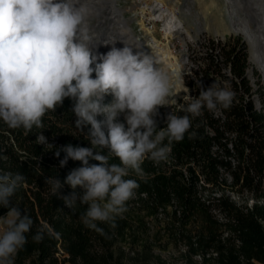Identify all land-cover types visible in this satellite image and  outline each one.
Listing matches in <instances>:
<instances>
[{"label": "clouds", "instance_id": "obj_1", "mask_svg": "<svg viewBox=\"0 0 264 264\" xmlns=\"http://www.w3.org/2000/svg\"><path fill=\"white\" fill-rule=\"evenodd\" d=\"M77 2L0 0V120L10 128L30 132L34 126L43 128L42 117L62 106L66 98L73 102L75 127L87 128L90 147L64 146L60 167L69 159L80 161L81 166L63 182L56 177L45 182L65 207L73 209L77 201L86 204L83 224L102 233L96 222L111 221L114 227L115 218L127 211L126 204L138 188L135 180L125 177L130 172L142 175L146 159L157 164L167 161L172 143L183 140L191 128L190 116H200L205 108H229L235 93L213 84L196 98L186 95L187 105H179V111L190 116L169 112L166 127L159 128V109L176 104L173 79L157 67L152 55L134 52L127 43L118 48L115 41H106L112 44L110 50L94 54L89 13ZM107 95L113 100L105 104ZM121 114L125 122L119 121ZM195 135L190 133V138ZM36 141L53 147L43 134ZM55 155L59 157L60 151ZM113 157L120 163H110ZM25 180L19 173L0 172V206L7 209L0 216V264H14L33 225L28 215L10 206V198ZM65 184L73 191L61 196ZM77 188L82 192L78 194ZM46 228L37 230L35 242L43 240Z\"/></svg>", "mask_w": 264, "mask_h": 264}, {"label": "trees", "instance_id": "obj_2", "mask_svg": "<svg viewBox=\"0 0 264 264\" xmlns=\"http://www.w3.org/2000/svg\"><path fill=\"white\" fill-rule=\"evenodd\" d=\"M248 56L245 42L218 46L212 43L206 53L196 59L202 60L205 67L203 76L194 83L197 90L193 98L198 97L201 90L219 84L235 93L232 105L227 109L218 106L219 116L205 108L197 117L179 111L177 105L172 106L171 113L189 115L192 126L183 140L172 143L171 164L165 161L157 164L146 159L141 166L142 175L130 172L125 177L135 180L138 184L135 192L148 193L151 202L165 204L175 196L184 209L183 217L179 219L182 224L190 218L192 208L199 205L208 219L206 244L209 248H217L220 264H264V204L260 203L264 199V84L262 75L256 71L257 91L262 102L261 109H258L247 76ZM224 67L229 71L224 72ZM178 103L187 105L183 100ZM72 104L66 98L62 106L42 117L43 128L34 126L30 132L22 127L10 128L0 120V172L19 173L26 178L24 186L10 198V206L19 199L14 207L33 221L30 232L25 234L27 242L18 250L14 264L27 261L32 264H125L113 250L120 220L125 217H116L114 227L111 221H97L102 233L90 229L81 220L88 206L77 201L73 209L76 213L68 211L61 198L51 195L50 186L45 182L49 177L63 182L71 170L81 166L80 161L69 159L67 165L60 167V160L65 156L64 146L90 147L87 128L81 131L75 127ZM169 112L166 106L159 109L156 117L159 128L166 127ZM97 118L103 119L102 116ZM192 132L196 133L194 138H190ZM38 134H43L53 147L38 144ZM58 150L59 157L55 155ZM110 163L119 164L120 161L113 157ZM182 168L188 171L189 180L185 179ZM226 174L231 177V183H228ZM200 175L213 188L235 190L238 187L257 200L252 207L244 203L237 205L226 195L212 202L213 207L220 208L228 216L227 228L238 232L245 263L237 255L234 237L222 239L223 228L213 219L211 205L201 202L198 196ZM72 191L65 184L60 195L66 196ZM76 192L81 193L79 188ZM143 201L149 203L147 199ZM128 204L129 201L126 207ZM153 208L149 209L151 214ZM6 212L7 209L0 206V216ZM43 225H47L44 238L35 242L33 236Z\"/></svg>", "mask_w": 264, "mask_h": 264}, {"label": "rangeland", "instance_id": "obj_3", "mask_svg": "<svg viewBox=\"0 0 264 264\" xmlns=\"http://www.w3.org/2000/svg\"><path fill=\"white\" fill-rule=\"evenodd\" d=\"M154 1L162 3L165 9L168 8L171 12L176 13L183 21L181 30L169 39L164 38L161 31L163 26L160 23H155L153 28L152 25L146 24L148 21L147 17L150 16L148 13L149 8ZM213 1L214 4L212 3ZM88 2L87 0H80L77 2V6H80V3L90 5L85 7L89 13L90 35L92 36L93 44L96 42L101 43L107 37H111L115 40L116 47L122 48L127 43L133 48L134 52L139 51L136 44L128 39L126 33L120 28V23L114 16L116 13H114L113 9L116 5L121 10L128 25L133 29L134 35L142 41L152 42L149 34L150 31L146 27L153 30V36L161 43V47L169 55L178 59L181 64L180 79L178 78V83L175 84V95L177 89L179 90L177 97L175 98L174 96L176 103L179 100L185 101L184 97L186 95L190 94L193 97L195 94L197 87L194 83H197L200 77L203 76V68L205 67L202 60L199 59L197 61L196 59L200 55L205 54L212 43L218 46L219 44L245 42L249 55L247 76L253 87V99L256 102L257 108L261 109L262 102L260 94L257 91V76L255 73L258 71L262 75L263 84L264 76L251 60V46L243 34L224 33L222 30L224 23L228 26L231 25L229 10L225 7L227 5L226 0H115V3L114 0H88ZM185 8H190L191 14H184ZM231 10L233 11L232 8ZM214 38H218L219 43L215 42ZM100 43L96 49L93 48L94 54L102 53L99 50L103 49L104 46L100 45ZM155 45L156 43L153 42V47L148 46L147 48L154 59L158 60L157 55L159 50ZM216 51L219 53V47H217ZM158 65L160 69L168 72L170 77L174 79L173 81H175L165 62H159ZM223 70L224 72H228L229 68L224 67ZM93 78H95V73H93ZM112 100L113 97L107 95L105 96L104 103H111ZM174 105H167L166 107L171 110ZM118 119L120 122H125L123 114ZM79 190L82 192V189ZM227 190L234 193H231V195ZM227 190H225L226 195L232 197L231 199L237 205L244 203L248 207H251L253 203L257 202L249 192H241L238 187L235 190ZM18 202L19 199L15 200L13 205L15 206ZM260 202L263 204V199ZM148 204L134 196L129 200L127 211L122 216L125 218L120 220L121 227L117 231L116 243L113 250L115 255L120 256L123 263L220 264V254L216 257L207 256L212 250L217 251V248L214 246L209 248L206 244L207 235L209 234L208 219L206 218L207 215L201 211L199 205L192 208L190 218L185 224H182L178 217H150L156 211L158 212L160 208L167 207V205L159 203H157L158 205H153L154 208L151 214L149 209L152 205ZM73 209L68 208V211L76 213ZM167 212L171 213L172 210L167 207ZM213 219L217 221L216 217H213ZM217 223L220 225L218 221ZM192 243L197 244L193 246L191 253L185 252L187 245H191ZM241 245H235L236 251L240 261L245 263L246 258L241 253ZM198 254L204 257L203 260L198 258ZM25 264L32 263L27 261Z\"/></svg>", "mask_w": 264, "mask_h": 264}, {"label": "bare ground", "instance_id": "obj_4", "mask_svg": "<svg viewBox=\"0 0 264 264\" xmlns=\"http://www.w3.org/2000/svg\"><path fill=\"white\" fill-rule=\"evenodd\" d=\"M79 1L80 0H78V2ZM155 2L157 3L156 6L162 5V7L155 10L152 3V6L149 8L148 13L150 14V17L152 19L159 20L163 23V28L161 29V31L164 35V38L169 39L170 37H173L176 32L181 30L183 21L176 13L171 12L168 8L165 9L162 3L154 1V3ZM226 2L227 5L225 7L229 10L231 25L228 26L224 23L222 30L224 31V33L231 32L243 34L245 36L246 40L251 46V60L260 69L264 76V0H226ZM212 3L214 4V1ZM80 5L90 6L87 3H80ZM116 6H114L113 9L114 13H116L114 16L117 18V21H119L120 28L126 33L128 39L132 40L136 44L139 51H143L148 54H150V52L147 47H153V42H155V47H158L159 50L157 55L158 60H156L158 62L157 67L159 68V62H165L172 77L175 78L174 84H177L178 78L180 79L181 73V64L178 59L169 55L163 49V47H161V43L156 40V38H154L152 29L146 27V29L150 31L149 34L151 36L152 42L142 41L139 37L134 35L133 29L128 25L121 10H119ZM231 8L233 9V11L231 10ZM158 11L159 13H157ZM183 13L191 14L190 8H185ZM106 41L112 42L115 40L111 37H107L105 41L101 43L99 42L100 45L104 46L103 49L99 50L102 53H106L112 47V44L106 45L104 43ZM99 43H94L95 49L99 46ZM178 94L179 90L177 89L175 98Z\"/></svg>", "mask_w": 264, "mask_h": 264}, {"label": "built area", "instance_id": "obj_5", "mask_svg": "<svg viewBox=\"0 0 264 264\" xmlns=\"http://www.w3.org/2000/svg\"><path fill=\"white\" fill-rule=\"evenodd\" d=\"M156 5H157V3H153V7L155 8V10L162 7V5H159V6H156ZM157 13H159V11ZM147 19H148V21L146 24L152 25V28L155 26V23H160L163 26L162 22H160L159 20L152 19L150 16L147 17ZM204 39H205V37H204ZM213 40L215 42L219 43L218 38H214ZM104 100H105V97H104ZM104 100H103V103H104ZM176 105L179 108L180 104L176 103ZM169 111L171 112L172 109ZM215 114H216V116H219L221 114V111L219 108L217 111H215ZM216 149H217V147H214V150H216ZM165 162L167 164H171L170 158ZM67 164H68V162H67ZM182 170H183L185 179L189 180V174H188V171L186 170V168H182ZM226 178H227L228 183H231L232 179L228 174H226ZM227 189H230V188H226V189H222L220 187L213 188L212 185H210L206 182V180L203 178V176H201V175L199 176L198 196H199L202 203H204L206 205H211L210 213L212 214V217H216L217 221L220 223V225L223 228L222 239L234 237L235 245L239 246L240 244H242V242L238 237V232L227 228V225L230 223L228 216L220 208H216V207L212 206V202H214L215 199H220L222 196L226 195L225 190H227ZM227 192L229 194L234 193L233 191H230V190H227ZM134 196L140 200L147 199V201H149V204L152 206L158 205L157 203L151 202V200L149 199V195L146 192L141 193V194H138L137 192H135ZM226 196L230 197L229 195H226ZM230 198H232V197H230ZM159 204H162V203H159ZM263 204H264V199H263ZM164 205H167V207L170 208L172 210V212L168 213L167 207L164 206V207L160 208V210L158 212L156 211L154 214H152L150 217H178V218L183 217V211H184L183 206L175 198V196H172L171 200L168 203H165ZM253 205H254V203H253ZM196 244L197 243H192L191 245H187V249L185 252L191 253V251L193 250V246ZM218 254H219L218 251L212 250L211 252H209L207 254V256L208 257H211V256L216 257V256H218ZM197 256L200 260H203V258H204L200 254H198Z\"/></svg>", "mask_w": 264, "mask_h": 264}]
</instances>
